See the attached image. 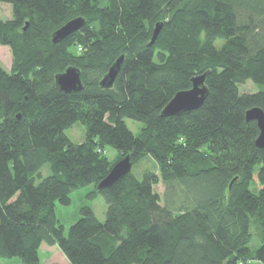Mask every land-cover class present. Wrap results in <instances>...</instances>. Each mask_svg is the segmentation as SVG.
<instances>
[{"label": "trees", "instance_id": "obj_1", "mask_svg": "<svg viewBox=\"0 0 264 264\" xmlns=\"http://www.w3.org/2000/svg\"><path fill=\"white\" fill-rule=\"evenodd\" d=\"M0 2L12 8L0 45L13 57L10 70L0 67V256L40 264L45 243L68 264H264V147L245 118L251 107L264 111V0ZM78 16L84 25L52 43ZM120 55L113 85L102 88ZM71 65L83 87L65 93L54 76ZM203 73L202 104L162 116ZM246 81L254 91L240 90ZM125 118L142 123L137 133ZM75 122L85 127L80 143L64 132ZM126 154L132 165L150 156L155 168L98 190ZM90 185L87 196L105 201L104 221L83 206L65 232L56 203Z\"/></svg>", "mask_w": 264, "mask_h": 264}, {"label": "water", "instance_id": "obj_2", "mask_svg": "<svg viewBox=\"0 0 264 264\" xmlns=\"http://www.w3.org/2000/svg\"><path fill=\"white\" fill-rule=\"evenodd\" d=\"M85 23V19L81 16L72 18L54 30L51 34V42L58 43L76 32ZM161 23H156L149 44H152L160 29ZM123 55H120L109 67L108 71L99 81L102 88H110L114 79L119 72ZM80 69L76 66H68L63 72L54 76L55 86L62 92L72 93L82 89L83 84L80 76ZM207 86L205 85V73L192 77L191 87L188 89L177 91L172 98L165 104L161 110L162 116L176 115L183 111H189L198 108L206 94ZM246 120H254L258 127V135L255 139V145L259 148L264 147V111L260 107H251L245 112ZM132 162L130 155L126 154L117 160L108 173L98 182L96 188L98 190L106 188L123 177L130 171Z\"/></svg>", "mask_w": 264, "mask_h": 264}, {"label": "rangeland", "instance_id": "obj_3", "mask_svg": "<svg viewBox=\"0 0 264 264\" xmlns=\"http://www.w3.org/2000/svg\"><path fill=\"white\" fill-rule=\"evenodd\" d=\"M12 8L9 3L0 2V19L6 20L11 18ZM76 52H80V48L76 49ZM13 57L11 50L6 45H0V67L5 70H10L12 65ZM240 90L243 92H252L255 90V86L251 81H246L244 84L240 85ZM127 126L134 133H137L142 123L125 118L124 119ZM66 136L74 143H80L85 138V127L80 122H75L72 126L64 130ZM105 154L109 159H113L116 150L112 147H106ZM155 168V163L150 156H145L139 162L132 165V173L140 179L143 171L153 170ZM48 172L47 165L42 168V173L45 175ZM93 189L92 185L85 186L73 191L70 194V203L68 205H61L56 203L55 213L59 223L64 225L65 232H67L69 226L73 224L80 216L79 210L83 206H89L98 220L104 221L106 204L102 195H98L94 199H90L87 194ZM155 191L159 193L162 201L164 200V186L162 183H158L154 187ZM259 245V240L257 237V231L254 227H251V241L250 247L256 248ZM40 264H68L67 259L58 249L56 245L49 246L42 243L39 248ZM0 264H22L21 260L17 257L5 258L0 256ZM248 264H262L259 261L252 260Z\"/></svg>", "mask_w": 264, "mask_h": 264}]
</instances>
